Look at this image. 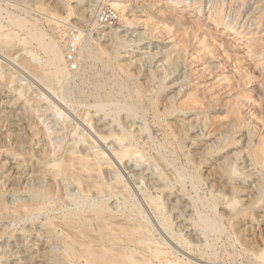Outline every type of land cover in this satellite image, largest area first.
I'll return each mask as SVG.
<instances>
[{"label": "rangeland", "instance_id": "374dc122", "mask_svg": "<svg viewBox=\"0 0 264 264\" xmlns=\"http://www.w3.org/2000/svg\"><path fill=\"white\" fill-rule=\"evenodd\" d=\"M52 1L55 2V4L60 3V6H62L60 7L61 9H59L60 10L59 18L52 16L50 13L39 12L34 6L35 0H0V6L3 9L0 12V25L4 24L3 26L5 27L4 28L5 32L8 31L9 33L10 31H12L11 30L12 27L8 23L7 13L9 11H12V12L19 11L18 13L22 14L23 17H25L27 20L31 22H37L38 25L41 27V29H43L44 31H47L48 34L52 36L53 34H58L57 36H59V38L57 40L59 44L63 48L67 45L68 48L71 49V51L76 49L77 45H75L76 43H74V40L77 41L79 39V35H78L79 33L82 35V38H84L85 42L92 44L94 50L96 51L100 50L101 48L105 46L107 48L110 47L108 50H111L112 52L113 50L111 48L115 46L114 45L111 46L112 41H110L111 37H109V35L115 29L119 28V30L122 31L121 34L119 35L120 37L125 35V33H128L130 30L135 31L136 34H137V31L138 33L147 32L144 36L147 38H144L143 41H140L138 45L136 44L127 45L123 41H121L123 44V47H120L117 50V52L114 53L113 55L115 56V62H116L115 68L120 73L119 76L122 79H124V81L127 82V85L130 87L131 90H135V88L136 89L140 88L141 90L142 85H146V87H148L149 84H150L149 87L151 86L154 87L155 84H157L155 85V88L159 87V84L152 77H151L152 80L148 78L150 77V75L152 76V72H150L151 69L157 65L158 66L161 65V64H158L157 62L161 58V56H157V58L153 59V61H152L151 56H153L155 52H157L158 50L157 47H161L165 45L168 47L167 49L172 48V46H174V42L172 40L174 37H176V39L178 40L177 42L186 45L188 47L187 48L185 46L186 49H188L189 51L191 50L190 51L191 53L195 49L193 53L200 52L199 53L200 55L201 54L202 56L205 55L204 58L206 57V60L208 59L207 61H213L214 63L219 65L218 75L224 74V76L230 77L228 86L230 84L229 89H231L232 94H230L229 97L228 95H222L223 92L221 91V88H216L214 90V94L215 95L217 94L215 99H220L219 96L222 95L223 97L221 96V99L224 100V102L227 101L228 104H230V106L232 105L231 108L237 107L239 111L242 110L241 113L244 112V114H248L246 112H249L251 109H252L251 112L253 113V115L256 114L255 111L259 113L260 106L258 102L259 100L264 98V65H263L264 64V53L261 55V63L259 64L258 67H256L258 64H256L257 61H255L254 58L251 60L250 59L248 60V59L242 58L241 55L240 56L237 55L238 58L240 57V59L238 60V58H235L236 56L234 55L235 53L233 54L232 52L234 51V48L236 47L239 52L245 54V56L247 57L249 52L244 50L243 48V45L245 44V42L248 39H253V38L259 39L261 38V36L264 39V24H263L264 19H262V17L260 18L261 20L259 19L260 17L259 13L264 14V12L261 11V9L262 10L264 9L262 7L264 6L263 5L264 0H244V1H241V0H234V1L233 0H183L184 3L182 5H176V3L174 2L172 4L170 0H168L169 3L172 4V5L168 4L169 6H171L169 8L164 7V6L160 8L148 7L149 11L147 10V12H143V8H140V6L137 7L135 5L133 12L131 10L130 11L126 10L125 13L123 14L120 13L119 10H116L112 5L114 2H117L116 0H94L95 3L93 2L92 4L89 3L90 0L89 1L86 0L83 2L81 0H52ZM162 1L165 4L166 2H168L167 0L166 2L165 0H162ZM91 5L93 6L92 9H91L92 7ZM194 6L197 9L196 8L193 9V12H192L191 10L192 8H194ZM172 7H173V11L175 9L181 12L179 13L181 16L183 15L180 21V25H178L179 28L178 27L174 28V26L169 25L168 23L167 24L165 23V21L169 19L171 16ZM253 8L254 9L258 8V11L253 10ZM163 13H165L166 15ZM192 13L194 15H192ZM161 16L163 17L161 18ZM215 16H218L219 18L223 17V20H221L220 25L216 24L213 21V17ZM194 18L195 19L200 18L201 20H204L205 22L207 20L206 23H209L211 25L212 31L210 30L209 31L207 30L208 32H204L203 30L200 31L199 28H196V26L192 25V23L190 22ZM259 21L261 23L263 22L262 25H260L261 29L258 31L256 35H253V33L255 32V29H257V27L259 26ZM96 22H98L97 26H95ZM182 26L184 28H182ZM185 28L186 30H184ZM176 29H179V30H176ZM175 30L176 32L174 33ZM170 32L171 34L172 33L173 34L171 35ZM193 33H195V35ZM247 33L248 34L251 33V35H248ZM17 34H18L17 35L18 41L16 42L14 46L0 45V193L2 194V195L0 194V198L2 197L1 200L3 201V204H4V209L3 210L0 209V218H1L0 219V264H52L53 259H48L47 255H48V252H50V250L53 249V246H52L53 243L61 246V247L59 246V253L64 255L65 250H66L65 247H63L64 245L56 241L55 239H53L51 235L47 233V228H48L47 226L51 221L60 222L61 220H59L58 218L67 216L71 212L75 211L76 207L74 205V199L77 197L79 199L81 198V200L82 199H92L93 201L95 200L97 202L106 203V205L109 208L108 210L109 213L116 214V215L119 214V219L123 220L124 218H126L125 216H130V217L132 216L131 217L132 219L148 225V230H152V232H150V241L148 242V244L150 243V246H151L152 245L151 242H152L153 245L151 247H155V248L157 247L160 248L161 246V249H163L164 252L167 253L166 258L168 259L169 257L170 259H168L165 264H176V263L177 264H263V262H261V260L258 257H256L259 253L256 246L254 247L255 249L250 252V251H246L242 244H240L239 242L237 243L235 241L234 237L235 238L237 237L236 233L233 232L235 230L231 229L232 227L231 225L229 226V224H226V226H227V233L231 237L230 239L228 236H223L222 238H219V239H217L216 236H212L213 238L211 237L209 239L210 242H213V241L217 242L216 252L211 251L210 249L204 246H199V245L197 246L193 242H189V240L184 236V234L178 233L176 230L177 229L176 222L173 221L172 217L169 215V213L165 209V206L162 204V200H161L162 191L164 193L169 192L170 190L175 191L181 197L185 195V197L183 198L187 201H191V197L193 198L196 197L197 199V196H196L197 194L195 192V189L193 188L192 182L190 181L191 179L186 180L185 186L187 190L185 189L183 193L178 192L177 191L178 188L176 184L174 187V184L170 182V180H168L167 178H165V181L163 182V186H161L160 188L159 187L156 189L155 188L152 189V187L148 188L150 183L147 181L148 180L152 181L151 179L154 178L155 175H156L155 177L158 178L162 172V175L165 177L164 172L162 171L161 167L157 166L156 161L152 157L154 155L159 156L158 148H157L158 140L163 139V132L161 131V128L157 126L152 114L151 113L149 114L147 121H145V119H141L140 116L135 117L134 120L137 121V124L135 126L136 127L139 126L138 128H140L141 126L142 127L148 126L152 132L157 133L159 131L157 134L154 133L155 135L159 136V139H156L154 142L152 140H148L149 136L146 137V140H148L146 144L143 141L141 142L138 139V135L133 133L136 127L132 128L133 130H130V132L128 133V136L125 138L126 141L125 140L124 142L122 141L121 142L122 144L120 143L121 145L117 142L116 147L120 145L117 148L112 146V142L113 144L116 142V140H114L115 139L114 137H112V139L110 137L106 141V143L104 142L103 139L102 140L100 139V141H98L99 138L97 137L99 136L98 135L96 136L94 130L91 129L92 127L90 126L92 125V123H94V121H96V119L98 120L101 117L103 118L105 114L104 113L100 114V112H98L96 108L86 103H78L76 101L73 103H69V105L66 103H61V100L58 97V93H59L58 86L54 85L53 87H48L44 85L41 81L36 79L34 76L29 74L27 71H25V69L21 67L19 64L21 58H23V55L30 57L29 55H31L30 54L31 51L34 54L37 53L36 56L38 57L37 58L38 61L36 63L40 65V68L44 67L42 68L44 70L47 68L46 66H47L48 57L41 49H37L38 47L35 44H28L29 39L26 33L17 32ZM193 35L195 36L194 38H193ZM75 36H78V37H75ZM131 38L135 39L134 37H131ZM207 38L208 40L204 41V39L206 40ZM181 40L183 43L181 42ZM24 44H27V45H24ZM198 44H200V46ZM227 48L229 49L228 51L226 50ZM196 49L198 51H196ZM237 50L235 51L238 52ZM14 52H17L15 57H10L9 54L14 53ZM67 52L68 51H66V53ZM73 52H75V50ZM224 52L226 55H224ZM72 56L73 55H68L67 53V59L70 63H73L72 61H74V58ZM164 61H166V59ZM191 61H194V60L188 59V61H186L187 63L186 62L183 63L185 64L184 66H185V70L187 71L188 76L191 79L193 78L197 81L200 80L199 82L201 83L209 82V85H213L212 84L213 80H211V77H208L206 73H203L201 70H199L198 69L199 66L197 65V63H195V61L194 63ZM234 61H236V63ZM251 61L252 63L256 65H252ZM87 62L88 61L82 60L81 66L79 67L78 76L76 77L77 85L81 84L84 71L88 70L90 67V65H88ZM144 63H145V66L143 65ZM118 66L119 68L121 67L120 71H119ZM246 66H249V67H246ZM252 66L253 68L255 67V69H253ZM74 67L75 65L71 66L72 69H74ZM240 68L242 69L240 70ZM252 71L256 73L254 74ZM250 72L252 73L249 74ZM23 73L25 74L24 76H23ZM91 75L92 73L90 74V76ZM241 75L242 76L244 75L243 77L246 76V78H248L247 76L252 77V80L254 79L253 81L251 80L252 83L250 84L248 83L249 85L248 84L246 85L247 87L245 86L244 88L243 86L242 88L243 90L241 89L242 86H239L240 80H242ZM198 77H200L201 79ZM257 77H260V79ZM231 81L232 83H230ZM237 83H238V86H237ZM262 85H263V88H262L263 91L261 89L262 91L261 95L263 96H260L259 94L248 93L249 90H251L253 86L255 88L256 87L258 88V86H262ZM72 86H74V83H72ZM219 89L222 93L219 91ZM240 89L243 91V94H242V91H240ZM44 91L49 93L51 97L53 98L51 97L46 98V97L41 96V94ZM176 91L178 92V88H173L172 85H170L166 89H163L160 92V98H159L161 101L160 109L163 110L161 106L164 107V104L168 102V98H169V102H171V99L172 100L174 99L177 93ZM235 92L238 93V95ZM218 93L220 94L219 96H218ZM145 95L149 96L150 94L148 95L147 93ZM170 95L172 96L171 99H170ZM239 96L240 97L242 96L243 98H240ZM244 97H246V99H249V102L248 100L244 99ZM180 99H181V96L177 97L175 100H173V102L179 103ZM231 99L233 100L235 99L234 100L235 102H233ZM241 100H243V102L245 101L244 102L245 104ZM56 103L57 104L61 103L65 107L68 106L67 111H69V113H67V115H64L63 117H60V118L56 117L54 111H52V108L54 109L57 108ZM235 103L237 104V106L235 105ZM254 103L255 105L258 104L257 105L258 107L255 105L252 107L251 105H253ZM238 104H239V107H238ZM240 105L241 106L243 105V106L240 107ZM245 105L247 107H245ZM225 109L226 107L223 108V111ZM123 115H126V114L124 113ZM253 115H252V117H254L253 119L257 121L256 120L257 114L255 116ZM91 118H93L92 119L93 122L91 121ZM190 119H193V118L183 117L181 115L179 116L173 115L169 117L167 120H168V123H172V125L177 124L178 126V125H181L183 122L189 123V121H191ZM106 120L110 121L111 123L113 122V125L119 128H122V126H120L119 120H114L112 117H108ZM90 121H91V124H90ZM257 122H258V125H260L258 126L259 131L260 132L262 131L261 134L260 132H258L259 136L257 139H260L261 137L264 136V126L261 121L260 122L257 121ZM152 127L154 128V130L155 129L156 130L153 131ZM146 133L145 134L148 135V132ZM194 134L195 132L192 131L191 135H194ZM93 137L95 139L94 141L92 140ZM23 138L25 141L23 140ZM132 138H134L135 140ZM89 141L91 144L89 143ZM97 141L99 144L102 141L101 144L105 145L104 148L107 149L109 147L107 150H109L108 152L110 154L107 151H102L101 148L98 146L99 144L97 143ZM95 143H97L98 145L96 146ZM192 143L193 142H191V140L186 141V144L191 148L192 151H194V150H203L204 149L203 146L209 145L210 141L205 140V139L201 141L199 138H197L196 139L197 144L194 143L193 145ZM127 145H130V146H127ZM18 146L21 147V150L24 147L25 151L24 149L22 151L19 150L20 148ZM69 147H73V150L76 149L75 151L72 150V153L74 154V156L76 155L77 157L78 156L82 157V155L84 154L83 156L89 158V161H93V163L98 164L97 169H99L100 173L99 171H96L95 174L99 173L100 175H102L103 170L106 169L109 173L108 175H110L108 176V178L113 176L112 177L113 180L119 179L118 181L116 180L117 182L111 181L115 184L111 183L110 181L109 183L106 179H103L102 183L104 185L106 184L109 192H112L111 194H107V195L98 194V195H95L94 197L91 194L90 195L81 194L80 190H78L79 189L78 186L75 183H73L71 184L72 185L71 187L75 188V193H76L75 196L69 197L68 195H66L63 197V199L58 200L59 197L57 193L60 191L59 187H61V189L64 191L65 187L68 184H70V182L72 183V181H70L69 183L68 182L65 183L63 175L58 176L56 178V181L54 178L56 177L54 176L55 171H56L55 167L61 164L62 161L60 160H62V157L64 158L65 156L68 155L69 153L68 150L70 149ZM127 147H129V150ZM170 147L171 145H168L167 149L161 148L159 150L162 151L163 154L165 155L169 154L168 156H172L170 151L171 152L176 151L179 154L178 160H179V163L181 164L179 165V168L183 169V165H186L185 156L180 151V148L178 146H177V149L176 147L174 148L173 147L170 148ZM123 149H125L126 151L127 150L131 151L132 154L133 152L136 151L135 153L137 154L139 153L140 156H136L137 158L136 160V158H134L136 154L134 153L133 154L134 156L132 155L134 160L132 156L131 157L128 156L126 157V159H123L122 161L120 155H118L117 153H119L120 151H123ZM133 149H136V150L134 151ZM23 151H24V155H23ZM99 152L101 154L104 152L105 154H102V155L106 157L102 158L103 156ZM115 152L117 156L119 157L116 156ZM114 156H116V158ZM95 157H96V160H92V158L95 159ZM175 157L177 156L175 155ZM138 158L139 159L142 158L144 160L142 161V160H139ZM116 160L118 164H116ZM146 161H149V162L147 163ZM101 162L103 164L104 162L106 163L109 162L108 164H111V166H108V164H107L108 167L106 166V164L101 166ZM134 162H138L139 164L135 163L134 165ZM209 162L211 164L208 163L207 165H205L206 167L203 169V170H206L204 171L205 176L206 175L208 176V170L210 172L211 169H214L220 163L217 157L211 158ZM99 164H100V167H99ZM114 166H115V169H114ZM131 166L133 168H131ZM134 166L135 167L137 166V167L135 168ZM168 168L171 169L172 171L174 170L173 167L171 166H169ZM120 169L121 170L124 169V170L120 171ZM152 170L155 172H153ZM116 171L118 175H115L117 174ZM129 171L131 172L129 173ZM185 171L187 173L189 172L188 174L190 175H193V172H194L188 167L185 169ZM131 173H133V175H135L136 173L135 176H137V178H134L135 176H133ZM169 173H171V171H169ZM140 176L141 177L143 176L145 180L147 181L144 180L145 183H143L142 181L143 179L140 180L141 178ZM52 179L54 180L53 183H51V181H53ZM85 180H89V179L85 178ZM93 180L94 179L92 178L89 181H93ZM133 181L136 182V185H135V182L133 183ZM211 181L208 179V183L205 186L200 185L199 187L197 185L199 194L201 195L202 198L205 197V195L210 193L211 190H208V189H211L210 186L212 187L214 180H211ZM146 182H147L148 187L147 185H145ZM42 183L44 184L45 187H47L46 185L55 184V186L53 185L54 186L53 191L56 190L57 193L55 191L53 194H55L56 196L54 195L53 196L54 199H51V200L49 199L48 201H46L47 205H51V207H53L54 210H51L52 212L44 211V212H40V214L36 213L37 215L36 214L32 215L33 217L29 216V218L28 216L24 217L23 215H21L20 212L19 213L15 212V210H17L19 206L22 205V203L32 204L31 200L33 199V194L40 193L41 191H43L41 193L45 192V190L42 189L44 187L41 185ZM235 185L236 187H239L241 191L243 189H245V191L246 189L249 191L248 188L250 184L240 185L239 183H236ZM115 186L116 187L120 186L118 187L120 189L114 188ZM133 188L135 189V191H133L134 190ZM30 189H32L34 192ZM64 193H66V191ZM190 193H191V196H190ZM239 196H240V199L241 198L242 200L244 199L243 200V203L245 202L244 204L250 203L248 202L250 198H249V195L247 194V191L241 192ZM29 200L31 201V203ZM225 201L227 202V200ZM141 202L146 207L145 210L143 209L142 211L133 213L134 210H132L131 204L133 203L141 204ZM156 203L158 204V206L156 205ZM160 206H163V208ZM222 207L224 209L226 208V205H222ZM223 209H221V211H223ZM255 212L258 215L256 214V218H253L254 220L252 218L250 220L249 218L244 221V218L242 217V215H239V217L236 219L237 222L241 221V222H238L239 231L237 232H239V234L242 235L243 238H241V240H243V242L245 239H246L245 241L248 240V242H250V240L252 242L254 240L257 241L258 239L260 241L264 239V218H263L264 209L262 210L258 209V206H256ZM222 213H224V211ZM147 214L152 219H150L149 216H147ZM162 219H165L167 222L166 223L167 228H169L167 232L161 224ZM150 223H153L154 225ZM191 223H192V226L190 227V229L196 230L192 221ZM231 223H233V221ZM155 226L157 228H161L160 230L163 231L162 234L164 235H160V232L158 230L154 232L157 229V228L156 229L154 228ZM61 231H62L61 229L57 228V229H54L53 233L56 234V237L57 236L64 237L63 231L62 232ZM151 233L155 235L153 236ZM160 236H162L163 239L165 240L163 241L162 237ZM199 236L203 238L202 235H199ZM168 239L169 241L171 240L170 242L173 243V246L175 245L176 251L172 245H168L167 243ZM155 241H158L160 243L155 242ZM156 244L157 246H155ZM169 246L173 248L170 249ZM165 250H168V251H165ZM153 264H160V263L156 260Z\"/></svg>", "mask_w": 264, "mask_h": 264}, {"label": "bare ground", "instance_id": "6f19581e", "mask_svg": "<svg viewBox=\"0 0 264 264\" xmlns=\"http://www.w3.org/2000/svg\"><path fill=\"white\" fill-rule=\"evenodd\" d=\"M81 1L83 2L86 0H81ZM87 1H89V0H87ZM116 1L117 2H114L112 5L116 10H119L120 13H122V14L125 13L126 10L127 11L131 10L133 12L135 5L137 7L140 6V8H143V12H147V10L149 9L148 7L160 8V7L164 6V7L169 8L171 6H169L168 4L172 5L173 2L176 3V5H182L184 3L183 0H170V2L172 4L169 3L168 0H167L168 2H166V0H165L166 4L163 3L162 0H116ZM241 1H244V0H241ZM93 2L95 3L94 0L89 1V3H91V4ZM200 5H201V3H200ZM34 6L41 13L46 12V13H50L54 17H57V18L60 17V15H59L60 10L59 9H61L60 7H62V6H60V3L55 4V2H53L52 0H35ZM66 6H67V4H66ZM262 7L264 8V6H262ZM92 8H93V6L91 7V9ZM195 8L196 7L194 6V8H192L191 11L193 12V9H195ZM2 10L3 9L0 6V12ZM253 10L258 11V8L257 9L253 8ZM261 11L264 12V9L263 10L261 9ZM18 12L19 11H13V12L9 11L7 13L8 23L12 27V29H11L12 31H10L9 33H8V31L5 32L4 31L5 27L3 26L4 24L0 25V45L14 46L16 44V42L18 41L17 35L19 33L17 34V32L26 33L28 36V39H29L28 44H35L38 47L37 49H41L47 55V57H48L47 66H46L47 68L45 70L42 69L44 67L40 68V65H38L36 63L38 61L37 60L38 57L36 56L37 53L34 54L32 51L30 53L31 55H29L30 57L23 55V58H21L20 63H19L20 66L23 67L25 69V71H27L29 74H31L36 79L41 81L44 85H46L48 87H53L54 85L58 86V89H59L58 90L59 91L58 97L61 100V103H66L68 105H69V103H73L75 101L78 103H86V104L91 105L94 108H96V110L98 112H100V114L104 113L105 118L101 117L98 120L96 119V121H94V123H92V125L90 126V127H92L91 129L94 130L96 136L97 135L99 136V137H97V138H99L98 141H100V139L101 140L103 139L104 142L106 143V141L110 137H111V139H112V137H114L115 139L114 138L113 139L116 140V142L114 144L112 142V146L116 147L117 142L119 144L122 141L124 142L125 138L128 136V133L130 132V130H133L132 128L136 127L135 125L137 124V121L134 120L135 117L140 116L141 119H145V121H147L149 114L150 113L152 114L157 126H159L161 128V131L163 132V139L161 138L162 140H158L157 148H158L159 156H155L153 154L154 156H152V157L156 161L157 166L161 167L162 171L164 172L165 177L162 175V172H161L159 177L157 178V177H155L156 176L155 175L154 178L151 179L152 181L145 180V178L143 176L142 177L140 176L141 177L140 180L143 179L142 180L143 183H145V181L149 182L150 183L149 187L147 185V182L145 184V185H147L148 188L152 187V189L153 188L156 189L158 187L160 188L161 186H163V182L165 181V178H167L168 180H170V182H172L174 184V187L176 184V186L178 188V190H177L178 192L183 193L186 189V186H185L186 180L191 179L190 181L192 182L193 188L195 189V192L197 194L196 195L197 199L194 196L195 198L191 197V201H187L183 198V197H185V195L183 197H181L179 194H177V192L172 191V190H170L169 192H166V193H164L162 191V197H161L162 204L165 206V209L167 210L169 215L172 217L173 221L176 222L177 232L180 234H184V236L189 240V242H193L197 246L199 245V246L207 247L211 251L216 252L217 242H215V241L210 242L209 239L212 236H216L217 239L222 238L223 236H228L230 239L231 237L227 233V226H226V224H229V226L231 225V227H232L231 229L235 230V231H233L236 233V236H237L236 238L234 237L235 241L237 243L239 242L240 244H242L243 247L245 248V250L250 251V252L253 251L255 249L254 247L256 246V248L259 252L256 257H258L261 260V262H263V264H264V239H262L260 241L259 239L257 240V238H256L257 241L254 240L252 242H251V240H250V242H248V240L245 241L246 240L245 239L243 242V240H241V238H243L242 235L239 234V232H237V231H239V223L238 222H241V221H238V222L236 221V219L239 217V215H242V217L244 218V221L249 219V218H250V220H251V218L252 219L256 218V214H257L255 212L256 206H258V209H261V210L264 209V136L261 137L260 139H257L259 136L258 132H260L259 127H258L260 125H258L257 121H259V122L261 121L263 123V126H264V98L259 100V102H258V104L260 106V109H259L260 111L258 110L259 113L257 111H255L257 114V118L256 117L255 118L257 121H255L253 119L254 117H252V115H253V113L251 112L252 109L249 112H246L248 114H244V112L241 113L242 110L239 111L237 107L231 108L232 105L230 106V104H228L227 101H226L227 102L226 103V102H224V100L221 99L222 95H228V97H229V95L232 94L231 89H229L230 84L228 86V82H229L230 77L224 76V74L218 75L219 65H217L213 61H207L208 59L206 60V57L204 58L205 55L204 56H202V54L200 55L199 54L200 52L199 53L198 52L193 53V51L195 49L191 53L190 52L191 50L189 51L188 49H186V47H187L186 45L177 42L178 40L176 39V37H174L172 40L174 42V46H176V47L172 46V48H170V49H167L168 47L165 45H163L161 47H157V49H158L157 52H155V54L153 56H151L152 61H153V59L157 58V56H161V58H163V56H164L163 59L160 58L157 61L158 64H161V65L160 66L157 65V66L153 67L150 71V72H152V76L150 75V77L148 78V79H151V77H152L159 84V87L155 88V85H157V84H155L154 87H152V86L149 87V85H150L149 84L148 87H146V85H142L141 90H140V88L139 89L135 88V90H131L130 87L127 85V82L124 81V79H122L119 76L120 73L115 68L116 62H115V56H113V55H114V53L117 52V50L120 47H123V44L121 41H123L127 45L128 44L129 45L130 44L138 45L140 43V41H143L144 38H147V37H144L147 32L146 33H138V31H137V34H136L135 31L130 30L128 33H125V35L120 37L119 35L121 34L122 31L119 30V28L115 29L109 35V37H111L110 41H112L111 46H113V45L115 46V47L111 48L113 50L112 52H111V50H108L110 47L107 48L104 46V44H103L104 47L101 48L100 50H97V51L94 50L92 44L85 42L84 38H82V35L79 33L78 34L79 39L77 41H75L73 39L74 43H76L75 45H77L76 49H74L75 52H73L74 50L72 49L73 51H71V49H69L67 45L64 47L66 49H64L59 44V42L57 40L59 38V36H57L58 34H53V36L48 34L47 31H44L43 29H41V27L38 25L37 22H31V21L27 20L25 17H23L22 14H19ZM141 12H142V10H141ZM152 13H153V11H152ZM179 13H181V12H179L175 9L173 11V7H172L171 16L169 19H167L165 21V23L166 24L168 23L169 25L174 26V28L178 27V25H180V21H181V18L183 16V15L181 16ZM163 14H165V13H163ZM165 15H164V17H165ZM192 15H194V14L192 13ZM220 15H221V13H220ZM259 15H260L259 19L261 17H262V19H264L263 18L264 14L259 13ZM218 16L213 17V21L216 24L220 25L221 20H223V17L219 18ZM162 17L163 16H161V18ZM253 17H254V15H253ZM161 21H162V19H161ZM190 22L192 23V25L196 26V28H199L200 31L201 30H203L204 32H208L209 30L212 31L211 25L209 23H206L207 20L205 22L204 20H201L200 18L199 19L194 18ZM262 23L259 21V26L257 27V29H255V32L253 31L254 32L253 35H256L258 33V31L261 29L260 25H262ZM186 24H188V23H186ZM97 25H98V22L95 23V26H97ZM189 25H191V24H189ZM174 28H172V29H174ZM182 28H184V27L182 26ZM176 30H179V29H176ZM176 30L174 31V33L176 32ZM184 30H186V28ZM78 32H80V31H78ZM197 33H198V31H197ZM170 34H171V32H170ZM193 34L195 35V33H193ZM218 34H219V32H218ZM187 35H188V33H187ZM194 35H193V38L195 37ZM248 35H251V33H249ZM75 37H78V36H75ZM131 37H134L135 39H133ZM187 37H189V36H187ZM223 37H224V35H223ZM208 38L206 40L204 39V41H207ZM210 39H211V37H210ZM26 41H27V39H26ZM181 42H182V40H181ZM196 44H197V42H196ZM24 45H27V44H24ZM198 45L200 46V44H198ZM188 46H189V44H188ZM24 48H25V46H24ZM243 48H244V50L249 52L247 57L245 56V54L239 52L237 50V48L235 47L234 51L232 52L233 54L235 53L234 54V55H236L235 58H238V56H240V55L242 58L248 59V60L249 59L251 60L254 58L255 61H257L256 64H258L256 67H258L259 64L261 63V55L264 53V39L262 38V36L259 39L258 38L257 39H254V38L248 39L245 42V44L243 45ZM13 49H14V47H13ZM226 50L228 51L229 49L227 48ZM235 50H237L238 52H236ZM66 51H68L67 52L68 55H73L72 56L74 58V61H72L73 63H70L68 61ZM196 51H198V50L196 49ZM16 53L17 52L10 53L9 56L15 57ZM238 53H240V54H238ZM149 54H150V52H149ZM224 55H226L225 52H224ZM207 56H209V55H207ZM230 56H232V55H230ZM211 58H213V57H211ZM165 59H166V61H164ZM188 59L194 60L195 63H197V65L200 67V68L198 67V69L201 70L203 73H206L208 77H211V80H213V82H212L213 85H209V82L201 83V82H199L200 81L199 79H198L199 81H197L193 78L191 79L188 76L187 71L185 70V66H184L185 64H183L186 61H188ZM239 59H240V57L238 58V60ZM82 60L88 61L87 64L90 65V67L88 70L84 71L81 84L77 85L76 77L78 76L79 67L81 66ZM216 60H218V59H216ZM194 61H191V62L194 63ZM234 62L236 63V61H234ZM251 63H252V61H251ZM256 64L252 63V65H256ZM72 65H75L74 69H72L73 67L71 68ZM143 65L145 66V63ZM246 67H249V66H246ZM118 68H119V66H118ZM252 68H253V66H252ZM241 69L242 68H240V70ZM253 69H255V67ZM120 70H121V67L119 68V71ZM149 70H150V68H149ZM243 71H244V69H243ZM252 72H250L249 74H251ZM91 73H92V75L90 76ZM206 74H204V75H206ZM24 75L25 74L23 73V76ZM204 75H203V77H204ZM103 76H105V77H103ZM243 76H242V80H240V83L238 82L239 86H242L241 89L243 88V86L245 88V86L248 83L249 84L252 83L251 82L252 77L247 76L248 78H246V76L245 77H243ZM198 78H200V77H198ZM257 78L260 79V77H257ZM211 80H209V81H211ZM148 81H150V80H148ZM167 81H169V82H167ZM72 83H74V86H72ZM230 83H232V81ZM238 83H237V86H238ZM142 84H143V82H142ZM167 85L168 86L172 85L173 88H178V92L176 91L177 93H176L173 100H175L177 97H180V96H181V99H180V102L177 101L179 103L173 102V100L171 99L172 96L170 95L171 102H169V98H168V102H166V104H164V107L161 106L163 108V110H162V109H160V105H161V101L159 99L160 98V92L163 89H166L168 87ZM216 88H221V91L223 92V94L221 96H219L220 94L218 93V96L220 97V99H215L217 94L216 95L214 94V90ZM262 88H263V85L258 86V88L257 87L255 88L253 86L251 88V90H249V88H248V90H249L248 93L259 94L260 96H263V95H261L262 94L261 92L263 91ZM241 89H240V91L243 90V89L242 90ZM261 89H262V91H261ZM236 90H238V89H236ZM219 91H220V89H219ZM230 91H231V93H230ZM147 93H148V95L149 94L150 95L146 96L145 94H147ZM236 94L238 95V93H236ZM242 94H243V91H242ZM41 96L46 97V98L51 97V95L45 91L41 94ZM242 96L241 97L239 96V97L243 98ZM163 97H161V98H163ZM235 97H237V96H235ZM246 97H248V96H246ZM246 97H244V99H246ZM51 98H53V97H51ZM231 100L233 102H235L234 101L235 99L234 100L231 99ZM246 100H248V102H249V99H246ZM241 101L243 102V100H241ZM61 103H59V104L56 103V106H57L56 109L52 108V111H54L55 116L58 118L63 117L64 115H67V113H69V111H67L68 106L65 107ZM148 104H149V106H148ZM235 105L237 106L236 103H235ZM246 105H248V104H246ZM246 105H245V107H247ZM254 105H255V103L251 106L253 107ZM257 105H255V106H257ZM242 106L240 105V107H242ZM224 107H226V109L223 111ZM238 107H239V104H238ZM253 111H254V109H253ZM124 113L126 115H123ZM256 114H254L253 116H255ZM95 115H97V114H95ZM173 115H177V116L181 115L183 117H190L193 119H190L191 121H189V123L183 122L181 125L177 126V124L172 125V123H168L167 119ZM108 117H112L114 120H119L120 126H122V128H119V127L113 125V122L111 123L110 121H107L106 119ZM92 119L93 118H91V121L93 122ZM91 121H90V124H91ZM81 125H83V124H81ZM87 127H89V126H87ZM138 127L139 126H137L135 128L133 133L138 135V139L141 142L143 141L146 144L148 140H152L154 142L156 139H159V136L154 134L156 132H152L148 126H143V127L141 126L140 128H138ZM85 130H86V128H85ZM93 130H92V132H93ZM155 130L153 128V131H155ZM192 131L195 132L194 135H191ZM146 132H148V135H146L147 134ZM261 132H260V134H261ZM147 136H149L148 140H146ZM94 137L92 138L93 141L95 140ZM197 138H199L201 141H203L204 139L209 140L210 144L204 145L203 150L192 151L191 148L186 144V141L191 140V142H193L192 144L194 145V143L197 144L196 143ZM132 139H134V138H132ZM23 140H24V138H23ZM98 141H97V143H98ZM198 142H200V141H198ZM89 143H90V141H89ZM97 143H95L96 146L99 144V143L98 144ZM101 143H102V141H101ZM101 143L98 145L101 148V150L108 152L109 150H107V149L109 147L106 149V148H104L105 145L101 144ZM92 145H93V143H92ZM120 145H118V146H120ZM168 145H171V147H173V148L176 147V149H177V146L180 148V151L185 156V162H186V165H183V169L179 168V165H181V164L179 163V160H178L179 154L175 151L176 149L174 150L175 152L170 151L172 156H168L169 154L165 155V154H163L162 151L159 150L161 148L167 149ZM198 145H199V143H198ZM67 146H69V145H67ZM127 146H130V145H127ZM19 148H20L19 150H21V147H19ZM69 148H68L69 149L68 155L65 156L64 158L62 157V160H60V161H62L61 164L58 166L55 165V166H57V167H55L56 168L55 175H54V176H56V177H54L55 181H56V178L60 175L64 176V182L65 183L66 182L69 183L70 181H72V183L70 182V184H68L66 187L64 186L66 190L64 189V191H63L61 189V187H59L60 191L58 193L55 190L56 193L58 194V197L60 198V199L58 198V200L63 199V197L66 195H68L69 197L75 196V194H76L75 188L71 187L72 186L71 184H73V183H75L78 186V188H79L78 190H80L81 194H88V195L91 194V195H93V197L95 195H98V194L99 195L100 194L101 195L111 194L112 192H109L106 184L104 185L102 183L103 179H106L108 182L109 181L115 182L116 180L118 181L119 179L113 180L112 175H111L112 177L108 178V176H110V175H108L109 173L106 169H104L103 174L100 175L99 174L100 171H99V169H97L98 164L93 163V161H89V158L83 156L84 154L82 155V157L81 156L77 157L76 155H75L76 156L75 157L74 154L72 153L73 147H69ZM127 148L129 150V147H127ZM23 149H24V147L22 148V150ZM125 149H123V151H120L119 152L120 154L117 153L118 155H120L122 161H123V159H126V157H128V156L131 157L136 152L135 151L136 149H133L135 152H133V154H132L131 151H128V150L126 151ZM75 150H73V151H75ZM24 151H25V149H24ZM24 151H23V155H24ZM32 153H33V151H32ZM82 153H80V154H82ZM102 154H105V153L103 152ZM115 154H116V152H115ZM117 154H116V156H117ZM135 154H136L135 156L133 155L134 158H136V156H140L139 153H138L139 155L137 153H135ZM175 155L177 157H175ZM116 156H114V157L116 158ZM133 156H132V158H133ZM90 157H91V155H90ZM105 157L103 156L102 158H105ZM117 157H119V156H117ZM213 157H217L219 159L220 163L214 169H211L210 172L208 170V176L207 175L205 176L204 171H206V170H203V169L206 167L205 165L210 163L209 161ZM134 158H133V160H134ZM92 160H96V157H95V159L92 158ZM100 160H101V158H100ZM121 160H119V161H121ZM136 160H137V158H136ZM139 160L143 161L144 159L141 158ZM128 161H129V159H128ZM146 162L148 163L149 161H146ZM108 163L104 162V164H106V166ZM135 163L139 164L138 162H134V165H135ZM104 164L101 162V166ZM116 164H118L117 160H116ZM108 166H111V164H108ZM169 166L173 167L174 170L172 171L171 169H169L168 168ZM99 167H100V164H99ZM185 167L186 168L188 167L189 169L193 170L194 171L193 175L188 174L189 172L187 173L185 171V169H186ZM131 168H133V167L131 166ZM114 169H115V166H114ZM150 169H152V168H150ZM123 170L124 169H122V170L120 169V171H123ZM96 171H99V173L95 174ZM169 171H171V173H169ZM130 172L131 171H129V173ZM153 172H155V171H153ZM153 172H152V174H153ZM116 173H117V171H116ZM131 174L133 175V173H131ZM115 175H118V173ZM135 175H136V173H135ZM135 175H133V176H135ZM139 175H138V177H139ZM142 175H143V173H142ZM150 175H149V177H150ZM119 177H120V175H119ZM85 178H87L89 180L93 178L94 180L89 181V180H85ZM114 178H116V177H114ZM134 178H137V176H135ZM208 179L210 181L214 180V183L213 184L211 183L212 187L210 186L211 189H208V190H211L210 193L205 195V197L202 198L201 195L199 194V190L197 188V185L199 187H200V185L201 186L207 185ZM130 180H132V179H130ZM53 182H54V180L51 181V183H53ZM104 182H105V180H104ZM113 182H111V183H113ZM134 182L135 181H133V183ZM236 183H239L240 185H244V184L249 185L250 184L249 188H248L249 191L246 189L247 194L249 195V198H250V200L248 202H250V203L244 204L245 203V202L243 203L244 199L243 200H242V198L240 199V196H239L240 193L246 192V191H245V189H243L241 191L239 189V187H236V185H235ZM113 184H115V183H113ZM119 184H117V185H119ZM41 185L44 186L43 183ZM53 185L55 186V184H51V185H46L47 187H45V186L43 188L40 187L43 190H45V192L41 193V192H43V191H41L40 193L33 194V199L31 200L32 204L22 203V205H20L19 208L17 207L18 209L15 210V212H17V213L20 212L21 215H23L24 217L28 216V218H29V216L35 215L36 213L40 214V212H44V211L50 212L51 210H54V208L51 207V205H47V203H46V201H48L49 199L50 200L54 199L53 196L55 194H53V193L55 191H53V187H54ZM135 185H136V182H135ZM209 185H210V183H209ZM118 187H120V186H118ZM118 187L115 186L114 188L117 189ZM118 189H120V188H118ZM30 190H32V189H30ZM217 190H218V192H217ZM37 191H38V189H37ZM65 191H66V193H64ZM133 191H135V189ZM136 192H138V191H136ZM187 192H189V191H187ZM158 196H159V194H158ZM190 196H191V193H190ZM1 198H0V209L3 210L4 204H3V201L1 200ZM132 198H133V196H132ZM225 200H227V202ZM245 200H246V198H245ZM31 201H30V203H31ZM141 204H143V203L141 202ZM141 204H139V203L131 204V208H132V210H134L133 213L138 212V211H142L143 209L145 210L146 207L144 206V204L143 205H141ZM57 205H59V204H57ZM74 205L76 207L75 211L72 210L73 212H71L67 216L58 218L59 220H61L60 222L51 221L47 226L48 227L47 233L49 235H51V237L53 239L62 243L64 245V246L63 245L62 246L65 247V249H66L64 255L60 254L59 253V246L60 245L55 244V243L52 244L53 249L52 250L49 249L50 252H48V255H47L48 259H53L52 264H153L156 260L160 264H165L167 262V260L170 259L169 257H168V259L166 258L167 253L164 252L163 249H161V246H160V248H158V247L155 248V247H151L153 245L152 242H151V244H152L151 246H150V243L148 244V242L150 241V232H152V230H148V225H146L145 223L138 222V221L132 219L131 218L132 216L131 217L125 216L126 218H124L123 220L119 219V214L116 215V214H110L109 213V211H108L109 208L106 205V203L97 202L95 200L93 201L92 199H82L81 200V198L79 199L77 197L74 199ZM156 205L158 206L157 203H156ZM222 205H226V208L223 209ZM157 206H156V208H157ZM160 207L163 208V206H160ZM221 209H223L224 213H222L223 211H221ZM6 212H8V211H6ZM15 212H14V214H15ZM147 216H149V215L147 214ZM149 218H150V216H149ZM150 219H152V218H150ZM239 220H241V219H239ZM191 221L193 222V225H194L196 230L190 229V227L192 226ZM232 221H233V223H231ZM166 223H167L166 220L162 219L161 224L167 232L169 230V228H167ZM150 224L154 225L153 223H150ZM57 228L61 229L63 231L64 237H61V236L56 237V234H54L53 231H54V229H57ZM154 228L156 229L157 227L155 226ZM160 229L161 228H157L154 232H156L158 230L160 232V235H164V234H162L163 231H161ZM199 235H202L203 238H201ZM42 236H43V234H42ZM160 237H162V236H160ZM162 239H163V237H162ZM164 240L165 239H163V241ZM170 241L168 239V242L167 241H165V242H167L168 245L173 246V243ZM155 242H158V241H155ZM158 243H160V242H158ZM157 244L155 246H157ZM173 247L176 251L175 245ZM173 247H170V249ZM165 251H168V250H165ZM185 255H187V254H185ZM171 262H173V261H171ZM168 263H169V261H168Z\"/></svg>", "mask_w": 264, "mask_h": 264}]
</instances>
